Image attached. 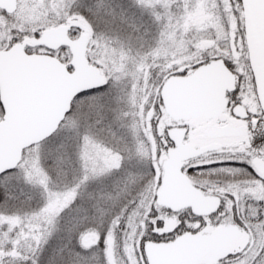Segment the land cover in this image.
I'll list each match as a JSON object with an SVG mask.
<instances>
[{
    "label": "snow or ice",
    "instance_id": "1",
    "mask_svg": "<svg viewBox=\"0 0 264 264\" xmlns=\"http://www.w3.org/2000/svg\"><path fill=\"white\" fill-rule=\"evenodd\" d=\"M233 9L238 21L242 20L244 0H236ZM65 10L70 17H81L97 39L129 55L136 52L142 56L145 45L151 51L153 45L147 39L151 35L149 24L157 26V36L165 27L161 6L148 7L144 0H68ZM80 32L79 27L70 29L73 36ZM240 34L243 36L244 32ZM226 63L229 69L234 68L232 63ZM72 71L69 67L68 72ZM101 71L102 83L77 91L70 100L53 98L51 110L35 137L26 136L20 142L22 146L17 145L18 154L13 150L10 158L0 163V264H132L125 251L131 232L127 221L148 183L143 178L146 170L140 147L141 141L146 143V137L121 78L110 70ZM4 89L0 78V126L8 122L14 111ZM31 104L35 108L37 101ZM156 111L159 113V105ZM247 121L248 151L264 157V111L250 114ZM155 126L154 121L153 130ZM167 144L174 147L170 140ZM6 147L0 127V153ZM90 148L97 149L92 165ZM251 159L249 156L235 163L253 180L264 184V175L256 171ZM228 163L198 165L188 168V172L211 170ZM147 172L149 179L156 175L150 160ZM228 199L234 222L250 239L243 249L228 253L219 264H264V242L257 240L258 234L264 236V201L258 202L251 219H239L235 218L236 198L230 195ZM220 213L228 215L223 202L216 215ZM158 215L153 207L145 227L136 230L138 245L136 237L132 240L135 264H150L146 251L149 244L170 243L184 231H190L184 224L185 214L171 237L158 232L164 227ZM14 217L20 219L19 226L10 222ZM195 219L202 227L207 226L202 218ZM89 232L96 233L97 239L86 247L82 238Z\"/></svg>",
    "mask_w": 264,
    "mask_h": 264
},
{
    "label": "rangeland",
    "instance_id": "2",
    "mask_svg": "<svg viewBox=\"0 0 264 264\" xmlns=\"http://www.w3.org/2000/svg\"><path fill=\"white\" fill-rule=\"evenodd\" d=\"M144 2L148 7L161 6L165 27L156 38L159 43H155L151 51L143 47L142 56L137 55L136 52L129 55L123 50L118 51L117 48L105 43L103 39H97L90 26L81 17L68 16L65 10L68 0H18L16 12L7 14L0 9V50L22 43L30 53H48L70 65L71 53L67 48H62L63 51L60 49L51 52L44 45L33 42L39 40L50 28L68 26L70 32L73 27H79L81 29L79 34L70 35L77 38L84 33L88 34L87 57L91 64L100 65L101 68L118 75L122 86L127 89V96L135 110V116L139 118V128L146 137V143L141 141L140 147L146 170L143 178L148 180L140 193L139 204L130 213L127 221L131 232L128 234L125 251L132 260V264H135L132 255L133 237H136L137 228L145 227L144 222L148 219V212L153 207L159 213L157 219L164 223L163 229H158V232L171 236L181 223L180 217L185 214L187 218L184 224L187 229L202 231L205 228L198 220L190 216L189 211L173 213L157 203L161 181L159 171L161 172V163L166 158L169 141L167 129L174 124L163 108L160 98V90L165 80L181 72L188 74L200 64L222 59L234 65L233 69L240 79L237 94L250 113L259 114L264 111L261 100L262 85L254 71L248 43L246 10L244 9L241 14L242 20L238 21L233 9L236 0H144ZM160 20L161 17L158 16L157 24ZM241 31L244 32L243 36L240 34ZM101 72L103 74V71ZM162 76L163 79H161ZM157 105H159V113L156 111ZM154 121L155 130L152 127ZM201 122L196 120L187 123L191 130V139L195 144L204 143L199 132ZM249 139L247 135H244L241 138L222 140L224 146L219 152L200 157L190 165L217 162L219 159L241 161L249 156L252 157L250 163L254 167V163L262 165L264 157L255 156L248 151ZM96 151V148L89 149L90 165L95 163ZM231 154L235 156L231 157ZM149 160L156 171V175L150 179V173L147 172ZM240 171L244 170L240 168ZM212 173L217 174L215 171ZM197 183L207 193L221 195L227 206V216L220 213L211 217V223L209 222L208 226L210 231L217 227V221L220 225L236 224L232 203L228 199L230 195L236 198L235 218L239 219H251L250 214L257 207L258 202L264 201V184L251 177L238 183L228 184L229 188H226L224 193L219 192L221 187L216 180H198ZM10 222L16 226L21 223L18 217L10 218ZM96 239V233L89 232L83 236L82 242L85 246H92ZM249 239L250 236L244 232V236L234 243L232 252L243 249ZM257 240L264 242V236L258 234ZM138 242L139 237H136L137 245ZM225 264L230 262L226 261Z\"/></svg>",
    "mask_w": 264,
    "mask_h": 264
},
{
    "label": "water",
    "instance_id": "3",
    "mask_svg": "<svg viewBox=\"0 0 264 264\" xmlns=\"http://www.w3.org/2000/svg\"><path fill=\"white\" fill-rule=\"evenodd\" d=\"M17 8L18 0H0V9L8 14L16 12ZM245 10L250 54L254 71L261 81L264 109V0H246ZM33 43L43 44L51 51L68 48L71 62L68 65L51 54L28 53L22 43L0 50L4 95L14 108L8 122L0 126L7 141V147L0 153V163L10 158L13 150L18 154L17 145L22 146L20 142L26 136L35 137L51 110L53 98L70 100L77 91L103 82L101 70L87 58V33L73 38L68 26H60L46 30ZM69 67L73 68L71 73ZM236 86V74L224 60L214 59L185 76H170L161 87L160 97L165 111L175 120L215 118L226 108L227 93L233 92ZM33 100L37 101L35 108L31 104ZM233 113L240 118L248 116L243 105H237ZM176 130L168 131L170 138L174 139ZM184 137L183 132L180 139H174L175 146L168 151L157 203L172 212L189 208L197 216L213 214L220 207V197L204 194L183 171L185 161L211 148H194L184 142ZM241 232L236 225L218 226L209 233H185L170 243L149 244L146 251L150 264H197L209 253L216 263L228 255L231 241Z\"/></svg>",
    "mask_w": 264,
    "mask_h": 264
},
{
    "label": "flooded vegetation",
    "instance_id": "4",
    "mask_svg": "<svg viewBox=\"0 0 264 264\" xmlns=\"http://www.w3.org/2000/svg\"><path fill=\"white\" fill-rule=\"evenodd\" d=\"M224 62L226 63L225 60H224ZM226 65H227V63H226ZM231 70L236 74L237 86L233 92L227 93L228 103H227L226 108L224 109V111L222 112V114L220 116L215 117V118H208L206 116H201L198 118L183 119V120H175V119L170 117L172 119V121L174 122V124L170 128L167 129L168 140H170L174 146H175L174 139L175 140L180 139V137L182 136V134L184 132V134H185L184 142L185 143L190 144L194 148H211V150L201 154L200 156H198L196 158L185 161L183 164V171L185 172L188 179L192 183H194L206 195H214V194L207 193L206 190L197 183L198 180H205V179L216 180L218 183V186L221 187L219 189V192L224 193V192H226V188H229V186H227L228 184L238 183L240 181L246 180V178H250V175L244 169L241 168L244 171H240V167L238 166V164L235 163L236 160H232V159H227V160L219 159L217 162L212 161V162H207V163H203V164H198V165H216L222 161L230 162L227 164V166H224V167H214L211 170H203V171L197 170V171L192 172V173L188 172V168H194V167L198 166V165H190L191 164L190 162H193V161H195V160H197L200 157H203L205 155L215 154V153L219 152L224 146L222 140L241 138L244 135H247L248 138H250V133L248 131L247 117L252 113H250L248 107H246L242 103V101L240 100V98L237 94L238 90H239L240 79H239L237 72L234 69H231ZM233 93L236 94L235 99H233ZM237 105H243L246 107V110L248 113V116L246 118H240V117H237L234 115L233 109ZM239 112L240 111H238V113ZM196 120L202 121L200 124V128H199L200 131L199 132L201 133V139L204 140V143H201V144H195L192 141V139H191L192 137L190 136L191 130L188 127L189 122L196 121ZM252 123L254 125L256 123V121L253 120ZM170 129H177L173 134L174 139L170 138L168 135V131ZM171 148L172 147L166 148L167 149L166 150V158L161 163V172L159 171L160 180H161L160 181V188H161L163 172H164L163 164L168 159V151ZM234 156H235V154H231V157H234ZM254 164H255V167H254V165H253V167L256 169V171L258 173H260L261 175H264V160L262 161V165L261 164L259 165L257 163H254ZM212 171L213 172L215 171L217 174L213 175L214 173H212ZM209 173H212V174H209ZM159 190H158V192H159ZM216 196L220 197L221 204H222V202L224 203V199L221 195H216ZM221 204H220V206H221ZM189 210H191V209L188 208V209H184L181 211H189ZM181 211H179V212H181ZM179 212H173V213H179ZM189 212H190V216H192L194 219L196 217L202 218L203 221H205V225H207V226L202 231L197 232L196 229H194V230L190 229V231H184L182 234H185V233H187V234L209 233L210 232V230H208L209 222L211 223V217H214L217 212H215L213 214H209V215H204V216L194 215L192 210ZM216 225L218 227L220 225V223H218ZM229 225H236V224H229ZM220 226H225V225H220ZM241 231H242L241 235L236 237L235 239H233L231 241L229 253L232 252V247H233L234 243L236 241H238L239 239H241L242 236H244V231L242 229H241ZM211 257H212V253H209L202 260H200L197 264H219V262L221 261V260H219L218 262L214 263L211 260Z\"/></svg>",
    "mask_w": 264,
    "mask_h": 264
},
{
    "label": "trees",
    "instance_id": "5",
    "mask_svg": "<svg viewBox=\"0 0 264 264\" xmlns=\"http://www.w3.org/2000/svg\"><path fill=\"white\" fill-rule=\"evenodd\" d=\"M146 23H148L146 21ZM148 30L150 31L151 35L149 37H147V39L149 40L150 43H152V45H155L154 40H156L157 36V26L156 25H151L149 24V28ZM145 49H149L148 46H144ZM171 237V236H169ZM86 247H90V246H86Z\"/></svg>",
    "mask_w": 264,
    "mask_h": 264
}]
</instances>
